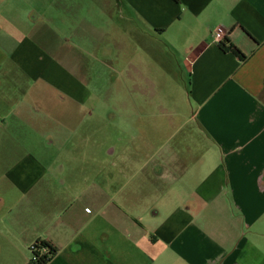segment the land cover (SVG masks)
<instances>
[{"label":"crops","instance_id":"0c3cea01","mask_svg":"<svg viewBox=\"0 0 264 264\" xmlns=\"http://www.w3.org/2000/svg\"><path fill=\"white\" fill-rule=\"evenodd\" d=\"M119 19L190 75V127L143 130L123 177L68 174L69 144L46 138L64 114L29 95L63 92L80 113L91 92L65 66V36L110 37ZM154 96L139 116L159 115L145 112ZM40 241L57 251L48 264H264V0H0V264H35Z\"/></svg>","mask_w":264,"mask_h":264},{"label":"rangeland","instance_id":"374dc122","mask_svg":"<svg viewBox=\"0 0 264 264\" xmlns=\"http://www.w3.org/2000/svg\"><path fill=\"white\" fill-rule=\"evenodd\" d=\"M83 32L87 33L86 36H74L72 33L65 36V66L91 92L90 98L81 103L82 111L79 113L78 104L75 106L63 92L59 94L66 97L67 103L56 101L51 88L41 93L35 90L29 99H33L35 110L64 114L55 125L58 133L46 138L50 142L54 137L59 145L63 142L69 144L64 154L68 174L93 176V167L98 173H105L114 164L113 169L123 177L121 158L125 157L126 144H139V135L143 130L160 126L162 131L156 135V141H162L187 119L190 95L186 88L189 87L190 75L178 69L176 59L167 50L153 49L156 43L152 38L141 36L138 39L133 34L122 37L120 19L115 21L110 37L102 35L99 30L98 36L94 37L90 25H84ZM74 61L77 62L75 69ZM147 77H151L153 82H149ZM134 83L139 85L134 86ZM153 94L155 96L150 100L154 102L145 112L159 115L139 116V100ZM160 104L162 106L157 107ZM177 107L182 112L178 113V117L174 113ZM73 112L74 118L71 116ZM189 127L190 124L183 123L179 137L185 136ZM73 128L80 131L71 138L64 130ZM174 140L177 141V136ZM111 148H116L117 157H111L110 165L102 163L101 159ZM53 156L57 157L56 151ZM135 161H130V175L138 173L139 165Z\"/></svg>","mask_w":264,"mask_h":264},{"label":"trees","instance_id":"16d2710c","mask_svg":"<svg viewBox=\"0 0 264 264\" xmlns=\"http://www.w3.org/2000/svg\"><path fill=\"white\" fill-rule=\"evenodd\" d=\"M46 247V251L42 252V248ZM41 252H38L39 260L35 264H48L57 253L56 249L47 241H40Z\"/></svg>","mask_w":264,"mask_h":264},{"label":"built area","instance_id":"2783aa9c","mask_svg":"<svg viewBox=\"0 0 264 264\" xmlns=\"http://www.w3.org/2000/svg\"><path fill=\"white\" fill-rule=\"evenodd\" d=\"M226 37V32L222 29H219L217 32H216V35H215V38L216 40H218L219 42L223 41L224 38ZM50 244V243H49ZM29 250L31 251L32 253V260L34 263H36L38 260H39V255H38V252H41V249H40V242H37V243H33L30 247H29ZM46 251V247H43L42 248V252H45Z\"/></svg>","mask_w":264,"mask_h":264}]
</instances>
